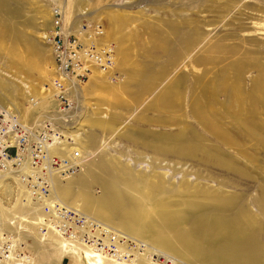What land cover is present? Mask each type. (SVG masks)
<instances>
[{"label": "rangeland", "instance_id": "1", "mask_svg": "<svg viewBox=\"0 0 264 264\" xmlns=\"http://www.w3.org/2000/svg\"><path fill=\"white\" fill-rule=\"evenodd\" d=\"M55 6L64 27L100 25L117 54L112 73L68 89L66 112L44 40ZM0 44V106L29 127L52 119L82 133L76 146L92 157L55 179L57 200L153 247L159 264H264V0H0ZM15 182L0 179V232L32 264H85L38 225L6 222ZM147 253L127 263L156 262Z\"/></svg>", "mask_w": 264, "mask_h": 264}, {"label": "built area", "instance_id": "2", "mask_svg": "<svg viewBox=\"0 0 264 264\" xmlns=\"http://www.w3.org/2000/svg\"><path fill=\"white\" fill-rule=\"evenodd\" d=\"M103 38L104 29L98 24L64 27L61 8L53 7L44 40L53 58L52 98L61 104L62 111L72 109L70 83L80 86L96 71L112 73L117 62L115 45ZM30 102L33 107L39 104L34 98ZM58 124L51 119L29 127L0 106V179L7 183L17 180L30 201L41 207V235L52 232L90 254L131 261L145 245L52 195L55 179L70 177L86 159L81 149L60 133ZM0 264H32V256L17 238L0 232Z\"/></svg>", "mask_w": 264, "mask_h": 264}, {"label": "bare ground", "instance_id": "3", "mask_svg": "<svg viewBox=\"0 0 264 264\" xmlns=\"http://www.w3.org/2000/svg\"><path fill=\"white\" fill-rule=\"evenodd\" d=\"M56 7V6H55ZM62 9V8H61ZM64 11V10H63ZM52 19V18H51ZM64 21V20H63ZM76 24V23H75ZM107 31V30H106ZM9 34V33H8ZM18 35V34H17ZM19 37H21V36H19ZM18 37V38H19ZM11 38V37H10ZM17 40V39H16ZM111 41V40H110ZM119 41H121V40H119ZM4 42V41H3ZM11 43V42H10ZM1 45V44H0ZM18 46V45H17ZM124 47V46H123ZM14 49V48H13ZM127 49V48H126ZM125 49V50H126ZM10 53V52H9ZM125 54V53H124ZM16 56V55H15ZM124 61V60H123ZM96 73H98L97 71H96ZM95 74V73H94ZM97 75V74H96ZM92 76V75H91ZM48 86V85H47ZM24 87V86H23ZM28 87V86H27ZM70 87H71V89H73L72 91L73 92H75V91H80L81 89H80V86H76V85H72L71 83H70ZM43 90H46V88H42ZM70 89V90H71ZM51 91V90H50ZM71 91V92H72ZM53 92V91H52ZM72 92V93H73ZM83 95H84V93H83ZM82 94H81V96H83ZM47 97V96H46ZM33 98V97H32ZM194 103V102H193ZM32 104V103H31ZM196 104H197V101H196ZM194 106H197V105H195V103H194ZM80 108V107H79ZM15 113V112H14ZM58 116V115H57ZM56 118V117H55ZM59 117H57V119H58ZM76 129V128H75ZM62 135H64L65 136V134H62ZM77 134H71V135H69V136H65V138H67L68 140H69V143L70 144H74V145H77L79 142H78V140H77V137H81L83 134L81 133L80 135H77V137H75ZM79 146V145H78ZM79 148H80V146H79ZM81 151L83 152V154H84V156H85V161H88L87 160V158L89 159V161H90V159L92 158L91 156H89V154H88V152H87V154L81 149ZM93 154V153H92ZM93 156V155H92ZM94 159V158H93ZM104 159V158H103ZM93 161H95V160H93ZM97 162V161H96ZM91 162H89V164H90ZM107 164V163H106ZM85 165V164H84ZM93 165H94V163H93ZM86 167L87 168H89V165H87L86 164ZM84 168V167H83ZM83 168H82V170H83ZM90 169H91V167H90ZM81 170V169H80ZM92 170V169H91ZM70 177H72V175L70 176ZM79 177H81V176H79ZM64 178H67V177H64ZM84 178V177H83ZM69 179V178H68ZM74 179V178H73ZM80 179H82V178H80ZM58 180H59V178H58ZM57 180V181H58ZM66 180V179H65ZM70 180V179H69ZM68 180V181H69ZM17 181V180H16ZM57 181H54L53 182V184H52V192L56 195L57 194V192L58 191H60V190H62L61 188L62 187H60V185H58V182ZM74 181H75V179H74ZM84 181H86L85 179H84ZM81 182H83V181H81ZM19 183V182H18ZM63 183V182H62ZM70 183V182H69ZM59 184H61V183H59ZM67 184V183H66ZM62 185H64V184H61V186ZM68 185H70V184H68ZM66 189V188H65ZM64 191V190H63ZM106 192H107V190H106ZM58 198V197H57ZM56 198V199H57ZM17 200H18V203H17V210H11V208H7V207H3V209L6 211V213H7V216L8 217H6V222L8 223V224H14L15 222H25L26 224H29V225H39L40 224V222H41V216H40V214H39V217H36V218H34V217H30V216H27V215H25V214H23L22 212H21V208H22V203H23V205H24V207L26 206V205H28L29 204V202H30V199L28 198V195H27V193H26V191L24 190V188L21 186V185H19V188H18V191H17ZM58 201L59 202H61V203H63L60 199H58ZM117 202V201H116ZM120 202V201H119ZM64 204V203H63ZM113 204V203H112ZM118 205V204H117ZM78 206V205H77ZM226 206V205H225ZM76 207V206H75ZM78 209H79V206H78ZM112 209V208H111ZM34 210H35V208H34ZM80 210V209H79ZM131 211H132V209H130ZM136 210V209H135ZM33 211V210H32ZM34 212V211H33ZM132 213H134L133 211H132ZM28 214V213H27ZM116 214V213H115ZM140 214V213H139ZM138 215V214H137ZM90 216H92V215H90ZM135 216V215H134ZM221 216V215H220ZM220 216H217V217H220ZM93 217V216H92ZM156 217H157V215H156ZM162 217H163V215H162ZM208 217H210V216H208ZM112 218V217H111ZM153 218V217H152ZM152 218H151V222H152ZM211 218H213V217H211ZM206 219V218H205ZM214 219V218H213ZM218 219V218H217ZM226 219V218H225ZM103 220V219H102ZM113 220V219H112ZM157 220V219H156ZM168 220V219H167ZM209 220V219H208ZM208 220H206L207 221V224H209L208 223ZM215 220V219H214ZM214 220H212V221H214ZM228 220V219H227ZM226 220V221H227ZM236 220V219H235ZM234 220V221H235ZM110 221V220H109ZM114 221V220H113ZM176 222H177V220H175ZM182 221V220H181ZM205 221V220H204ZM206 221L204 222V223H206ZM215 221H217V220H215ZM222 221V220H221ZM228 221H230V225L232 224L231 223V220H228ZM233 221V220H232ZM233 221V222H234ZM103 222V221H102ZM105 222H106V220H105ZM157 222V221H156ZM167 223H168V221H166ZM217 222H220V221H217ZM153 223V222H152ZM159 223V222H158ZM167 223H165V224H167ZM172 223V222H171ZM227 223V226H226V229H229L230 227L228 226L229 224H228V222H226ZM106 224H108V223H106ZM110 224V223H109ZM211 224H212V226L213 227H215V225H214V223L212 222H210V225H208L209 227L211 226ZM221 224H224V223H221ZM236 224L238 225V222L236 221ZM235 224V225H236ZM154 225V224H153ZM156 225V224H155ZM217 225H220V223L218 224H216V226ZM225 225V224H224ZM158 226V225H157ZM168 226H169V224H168ZM170 226H171V224H170ZM178 226V225H177ZM211 226V228H213ZM241 226V225H240ZM240 226H238V229H239V227ZM204 227H206V225L204 226ZM208 227V228H209ZM221 227V226H220ZM219 227V228H220ZM227 227H229V228H227ZM232 227H234V223H233V225L231 226V230H232ZM114 228V227H113ZM161 228V227H160ZM195 228H197V227H195ZM194 228V229H195ZM211 228H209V229H211ZM217 228H218V226H217ZM218 228V229H219ZM236 228V227H235ZM242 228V227H241ZM116 229V228H115ZM178 229H179V226H178ZM203 229V228H202ZM205 229H207V227L206 228H204V230ZM218 229H214L215 231H217ZM234 229V228H233ZM237 229V230H238ZM116 230H118L119 232H121V233H123L122 231H120L119 229H116ZM212 230V229H211ZM210 230V231H211ZM221 230H223V229H221ZM221 230H219V231H221ZM230 230V231H231ZM174 231V230H173ZM178 231V230H177ZM193 231H195V230H193ZM210 231H209V233H210ZM219 231H217V234H215V235H218V232ZM225 231V230H224ZM242 231V230H241ZM169 232V231H168ZM190 232H192L191 230H190ZM212 232H213V230L211 231V234H212ZM232 232V231H231ZM234 232H235V229H234ZM234 232H232L233 234H234ZM243 232H245V231H242V233ZM123 234H125V233H123ZM174 234H176V233H174ZM179 234V233H178ZM177 234V236H178V238H179V236L181 235V233H180V235H178ZM213 234H214V232H213ZM222 234H223V232H222ZM225 235H226V233H224ZM236 234V233H235ZM246 234V233H245ZM49 235H53L55 238H57L58 240H59V244H60V246H61V249L64 251V253L65 254H70V253H74V254H76V255H78V256H80L81 258V260L85 263V264H132V263H130V262H122V261H120V262H118L117 260H114V259H108V258H106V257H103L102 255H100L99 253H96V254H90L89 253V251H87L84 247H82L81 245H77V244H68L62 237H60L59 235H57V234H55V233H49ZM126 235V234H125ZM186 235H187V233H186ZM185 235V236H186ZM204 235V234H203ZM219 235H221V233L219 234ZM219 235H218V237H219ZM243 235H244V233H243ZM52 236V237H53ZM127 237H129L128 235H126ZM184 236V235H183ZM189 236V234L186 236V237H188ZM192 236V235H191ZM235 236V235H234ZM242 236V235H241ZM210 237V236H209ZM208 237V238H209ZM214 237V236H213ZM221 237V240L222 239H224L223 238V236L221 235L220 236ZM226 237V236H225ZM228 237H229V235H228ZM227 237V238H228ZM130 238H132V237H130ZM189 238V237H188ZM191 238V237H190ZM190 238H189V240H190ZM211 238V237H210ZM215 238H216V236H215ZM226 238V239H227ZM235 238V237H234ZM242 238V237H241ZM246 238V237H245ZM132 239H134V238H132ZM168 239V238H167ZM200 239H203L202 238V236L200 237ZM236 239V238H235ZM134 240H136V239H134ZM176 240V239H175ZM182 240V239H181ZM194 240V239H193ZM193 240H191V241H189L190 242V244L192 243V241ZM217 240H218V242L217 243H220L221 241H219V239L217 238ZM244 240V239H243ZM138 241V240H137ZM167 241H169V240H167ZM185 242H187L188 240H184ZM200 241V240H199ZM198 241V242H199ZM203 241V240H202ZM210 241V240H209ZM215 242H216V240H214ZM21 242V241H20ZM164 242V241H163ZM204 242V241H203ZM207 242V241H206ZM205 242V243H206ZM190 244H188V245H190ZM199 244V243H198ZM202 244H204V243H202ZM208 244V243H207ZM223 244V243H222ZM188 245H186V247L188 246ZM191 245H193V243L191 244ZM194 245H195V242H194ZM200 245V244H199ZM214 245V244H213ZM168 246V245H167ZM169 246H171L172 247V244H169ZM196 246V245H195ZM195 246L193 247L194 249H196L195 248ZM203 246H205V244L203 245ZM202 246V247H203ZM209 246V245H208ZM185 247V246H184ZM197 247V246H196ZM224 247V246H223ZM187 248H189V247H187ZM198 248H201V246H198ZM219 248V247H218ZM217 247H216V251H217V249H218ZM80 249H82V251H79ZM202 249H204V247L203 248H201V250L200 249H196L195 251L196 252H198V251H202L203 252V250ZM220 249H221V247H220ZM141 250V249H140ZM156 250V249H155ZM214 250V249H213ZM148 251V253H147V255H148V258L147 259H150L151 258V256H153V257H155V256H157V258L155 257V258H153V260L155 259L156 260V262L155 261H151L150 262V264H159L158 262H157V259H158V256H160L159 254H157L155 251H154V248L153 247H146V248H144V249H142L141 251H139L138 253H136L135 254V256L133 257V259L131 260V261H137V259L139 260V259H141L143 256H145V254H146V252ZM190 251H192L191 249H190ZM194 251V250H193ZM205 251V250H204ZM216 251H215V254H216ZM219 251V250H218ZM217 251V252H218ZM81 252V253H80ZM162 252V251H161ZM220 252V251H219ZM223 252V251H222ZM221 253V252H220ZM166 255V254H165ZM180 255V254H179ZM182 255V254H181ZM221 255H222V253H221ZM161 256H163V254L161 255ZM196 257V256H195ZM143 258H145V257H143ZM168 258V257H167ZM173 260V259H172ZM138 263H140L139 261H138ZM176 263V262H175ZM174 263V264H175ZM134 264V263H133ZM161 264V263H160ZM177 264V263H176ZM179 264H181V263H179ZM232 264V263H231Z\"/></svg>", "mask_w": 264, "mask_h": 264}]
</instances>
